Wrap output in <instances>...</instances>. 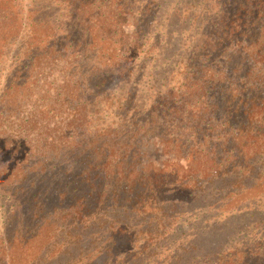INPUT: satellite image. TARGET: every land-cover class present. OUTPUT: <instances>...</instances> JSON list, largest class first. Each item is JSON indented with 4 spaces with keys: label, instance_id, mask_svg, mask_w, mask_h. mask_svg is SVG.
I'll list each match as a JSON object with an SVG mask.
<instances>
[{
    "label": "trees",
    "instance_id": "trees-1",
    "mask_svg": "<svg viewBox=\"0 0 264 264\" xmlns=\"http://www.w3.org/2000/svg\"><path fill=\"white\" fill-rule=\"evenodd\" d=\"M153 5L0 0V193L20 201L23 210V222L2 229L0 264H16L11 251L20 256L26 249L23 230L50 237L60 223L81 226L87 219L125 239L122 228L130 217L141 220L140 234H157L156 226L169 224L167 212L182 211L186 202H177V194L190 197L186 206H207L206 192L219 186L226 198L229 192L257 199L243 202V209L259 206L264 0H222L221 15L194 42L177 84L170 93L157 92L149 120L137 126L126 117L138 113L135 104L145 89L134 61L143 47L142 28L135 25L128 34L126 26ZM258 208L264 214V205ZM36 238L30 235L28 245ZM197 240L180 249L184 255L203 249L210 260L197 264H264L263 242L217 251ZM180 257L173 264H188Z\"/></svg>",
    "mask_w": 264,
    "mask_h": 264
},
{
    "label": "rangeland",
    "instance_id": "rangeland-1",
    "mask_svg": "<svg viewBox=\"0 0 264 264\" xmlns=\"http://www.w3.org/2000/svg\"><path fill=\"white\" fill-rule=\"evenodd\" d=\"M148 1L129 0V3L133 2L136 7H143ZM153 1L154 5L151 6L153 10L150 14L133 15L127 20L126 26L128 34L134 31L135 25L136 27L140 25L142 28L140 37L143 47L140 48L139 55L134 61L138 69V79L141 81L140 87L145 89L140 90L135 104L138 113L131 115L130 111L129 116L126 117V121L134 117V124L137 126H143L149 120L148 108L150 104L158 103L157 99L161 95L157 92L170 93L169 88L177 84L176 80L180 72L188 65L189 53L194 42L202 38L211 21L219 18L222 12V0ZM143 22L150 24L146 26ZM171 71L176 75L171 76ZM149 77L153 81H148ZM165 98H169L167 94ZM124 116V113L117 116L118 126L122 123L120 117ZM145 118L148 120L143 121ZM144 143L146 146L152 144V149L156 147V142L152 140L148 141L149 144ZM216 187V190L206 192L207 206L201 205L199 201L186 206L190 202V197L185 199L181 198L180 194L175 195L178 196L177 202L186 203L182 211L178 208L176 213L167 212L168 216L165 219L169 224L164 230L161 226H156L157 234H140L141 220L129 217L124 220L126 226L122 228L125 239H121L116 234L112 235L111 230L98 227L94 220L85 219L81 222V226L76 224L66 226L65 223H60L62 229L52 233L50 237L47 231L42 230V233L37 234V229L34 230L35 233L23 230L26 234L24 236L26 249H22L20 256L18 250L13 249L11 256H16L14 258L17 259L16 264H93L95 257L102 253L97 264L103 262L115 264L118 259H122L123 264H159L169 255L167 263L162 264H173L178 256H181L183 262L197 264L200 261L206 263L210 260L208 256L205 257L203 249L200 248L188 255L181 253L180 249L198 241V238L200 246L204 245L202 248L210 246L208 250L217 249V251L243 249L253 243L264 244V214L257 212L258 207L264 205V191L260 195L262 199L258 202L259 206L243 209L242 206L257 199L252 198L250 194L244 195V198L235 197L229 195V192L226 198L224 197L226 190L223 188L219 191V186ZM165 194L172 193L165 192ZM19 202L0 193V235L5 226L9 231L10 221L15 225L23 222L20 214V212L23 214V210L18 209ZM13 215L14 219H10ZM53 218L56 219L57 214ZM119 220H123V217ZM160 233L163 234L162 240L157 241ZM30 235L38 238L28 245ZM117 240L121 247L116 246ZM105 252H113V255L107 258ZM175 252H178V256L174 255L177 257L172 259ZM37 253L39 256L34 261ZM118 264L122 263L118 262Z\"/></svg>",
    "mask_w": 264,
    "mask_h": 264
}]
</instances>
